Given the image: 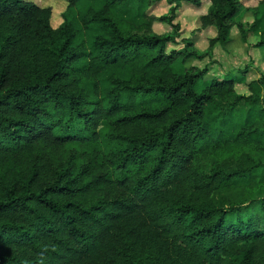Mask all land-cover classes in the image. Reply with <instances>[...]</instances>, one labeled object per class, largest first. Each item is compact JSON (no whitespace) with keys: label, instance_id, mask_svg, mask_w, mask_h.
<instances>
[{"label":"trees","instance_id":"1","mask_svg":"<svg viewBox=\"0 0 264 264\" xmlns=\"http://www.w3.org/2000/svg\"><path fill=\"white\" fill-rule=\"evenodd\" d=\"M65 1L0 0V264H264V72L173 68L264 0Z\"/></svg>","mask_w":264,"mask_h":264},{"label":"rangeland","instance_id":"2","mask_svg":"<svg viewBox=\"0 0 264 264\" xmlns=\"http://www.w3.org/2000/svg\"><path fill=\"white\" fill-rule=\"evenodd\" d=\"M40 5H49L52 9L51 22L53 25H57L62 19V11L65 9V0H34ZM244 4L254 5L258 0H243ZM208 0H202L200 7H193L188 4H182L179 9V20L182 27V36H189L193 32L196 33V46L199 49H204L208 44V37L215 33L214 28L211 26L200 27L198 15L206 11ZM168 8V4L165 0L160 1L154 8L155 14H161ZM257 25L254 28L251 27L248 30L247 40L243 41L240 37L238 28L233 25L230 31V40L221 45L216 43L212 47V55L204 56L202 58H194L190 61H180L178 59L174 62L173 68L176 71L181 69L183 63L196 64L200 67L205 64L209 69L204 77L196 84V88L200 89L202 85L211 79L212 77H222L225 75H231L237 78H244L249 80L258 76L264 72V45H256L255 42L262 34L261 30H264V7H261L258 13ZM251 10L245 8L241 9V12L237 13L235 20H240L245 28H249L251 23L255 20ZM154 30L164 31L167 29L166 25L162 22L155 21L153 24ZM238 90L244 91L243 84L236 85Z\"/></svg>","mask_w":264,"mask_h":264},{"label":"crops","instance_id":"3","mask_svg":"<svg viewBox=\"0 0 264 264\" xmlns=\"http://www.w3.org/2000/svg\"><path fill=\"white\" fill-rule=\"evenodd\" d=\"M191 59H194V58H190L189 61H190Z\"/></svg>","mask_w":264,"mask_h":264}]
</instances>
